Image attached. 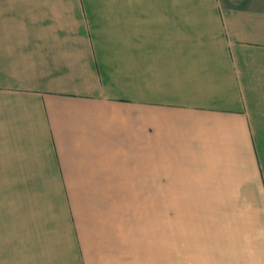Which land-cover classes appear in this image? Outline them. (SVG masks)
<instances>
[{"label":"crops","instance_id":"obj_1","mask_svg":"<svg viewBox=\"0 0 264 264\" xmlns=\"http://www.w3.org/2000/svg\"><path fill=\"white\" fill-rule=\"evenodd\" d=\"M0 264H264V0H0Z\"/></svg>","mask_w":264,"mask_h":264}]
</instances>
